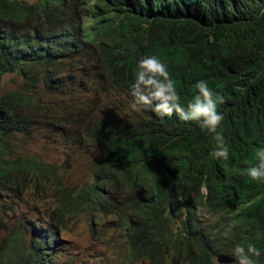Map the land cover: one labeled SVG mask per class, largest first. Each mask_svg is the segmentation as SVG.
<instances>
[{
	"label": "trees",
	"instance_id": "obj_1",
	"mask_svg": "<svg viewBox=\"0 0 264 264\" xmlns=\"http://www.w3.org/2000/svg\"><path fill=\"white\" fill-rule=\"evenodd\" d=\"M243 14H229L233 29L252 34L264 51V15L251 20ZM101 22L111 27L106 43L98 36ZM200 22L182 0H107L103 8L86 0H0V88L5 73L20 78L15 88L0 91V231L6 230L0 264H52L45 250L55 241L51 231L41 235L30 218L17 213L35 197L52 198L54 210L47 208L46 215L57 222L63 215L113 214L125 250L116 264H235V228L230 237L223 235L235 223L229 207L217 200L221 208L213 210L220 217L193 226L183 214L190 204L178 192L186 171L208 167L203 145L213 135L182 123L159 137L134 128V117L123 114L115 100L123 79L114 59L119 44L144 51L142 41L153 42L176 69L208 45ZM218 47L225 49L226 42L221 39ZM263 101L264 81L229 98L219 131L252 118ZM42 129L62 137L65 150L88 158L89 181L64 185L58 165L25 151L24 144ZM251 188L241 182L225 195L241 214L256 216L264 198L248 206ZM257 226L258 236L248 243L261 250L257 264H264V215ZM218 254L231 262H215Z\"/></svg>",
	"mask_w": 264,
	"mask_h": 264
},
{
	"label": "clouds",
	"instance_id": "obj_2",
	"mask_svg": "<svg viewBox=\"0 0 264 264\" xmlns=\"http://www.w3.org/2000/svg\"><path fill=\"white\" fill-rule=\"evenodd\" d=\"M151 1L178 3L180 0ZM86 2L103 8L107 0ZM182 2L201 17L199 24L206 30L208 45L174 69L153 42L143 40L147 46L144 51L133 50L130 42L119 44L114 59L121 67L123 79L115 100L123 114L134 117V128L148 129L159 137L173 132L182 123H195L213 135V140L203 145L208 167L203 172L186 171V183L178 189L179 195L183 194L190 204L183 214L193 226L199 227L220 217L213 210L221 208L215 204L217 200L228 206L235 215V223L228 225L223 235L230 237L235 228L236 242L232 249L235 264H257L261 250L248 242L258 236L257 219L264 215V200L258 204L259 213L249 216L241 214L225 194H231L243 182L252 187L245 195L248 206L264 198V101L252 118L229 122L223 134L219 128L224 110L230 107L229 98L242 95L264 81V51L252 34L233 29L229 14L241 11L247 19L256 20L264 15V0ZM222 14L229 16L228 19H219ZM97 24L98 36L104 43L108 42L111 27L105 22ZM142 25L146 27V23ZM221 39L226 42L225 49L218 47ZM214 260L231 262V258L222 254Z\"/></svg>",
	"mask_w": 264,
	"mask_h": 264
},
{
	"label": "rangeland",
	"instance_id": "obj_3",
	"mask_svg": "<svg viewBox=\"0 0 264 264\" xmlns=\"http://www.w3.org/2000/svg\"><path fill=\"white\" fill-rule=\"evenodd\" d=\"M20 78L14 73H5L1 78L0 91L12 89L17 86ZM48 103L51 100L47 99ZM24 144L25 151L59 166L64 185L77 187L84 181H89L91 172L88 158L72 149L65 150L62 137L54 131L40 130L39 134ZM67 157V158H66ZM55 202L52 198L45 200L39 198L29 199L18 208L17 213L24 214L25 218L34 225L40 234L51 231L55 241L50 239L46 251L52 259V264H116L125 255L123 243L113 225V214H96L90 219L85 215L50 218L46 215L47 208L54 210ZM207 218L210 216L207 215ZM13 219H9L11 223ZM57 222V223H56ZM7 224V230L10 229ZM6 230L0 231V252L4 248L3 237ZM30 233H25V239Z\"/></svg>",
	"mask_w": 264,
	"mask_h": 264
},
{
	"label": "water",
	"instance_id": "obj_4",
	"mask_svg": "<svg viewBox=\"0 0 264 264\" xmlns=\"http://www.w3.org/2000/svg\"><path fill=\"white\" fill-rule=\"evenodd\" d=\"M217 260H218V261H221L222 259H220V258H217Z\"/></svg>",
	"mask_w": 264,
	"mask_h": 264
}]
</instances>
